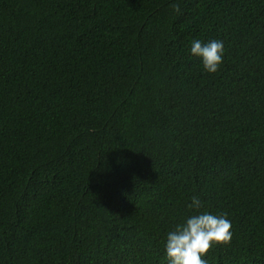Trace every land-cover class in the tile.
Masks as SVG:
<instances>
[{
	"label": "trees",
	"instance_id": "1",
	"mask_svg": "<svg viewBox=\"0 0 264 264\" xmlns=\"http://www.w3.org/2000/svg\"><path fill=\"white\" fill-rule=\"evenodd\" d=\"M179 2L0 0V264H167L194 195L264 264V0Z\"/></svg>",
	"mask_w": 264,
	"mask_h": 264
},
{
	"label": "clouds",
	"instance_id": "2",
	"mask_svg": "<svg viewBox=\"0 0 264 264\" xmlns=\"http://www.w3.org/2000/svg\"><path fill=\"white\" fill-rule=\"evenodd\" d=\"M171 10L179 14V0H172ZM190 57L200 61L203 72L215 74L220 69L225 55L224 41L193 39L188 48ZM205 202L192 196L186 208L192 213L175 223L163 241L167 264H208L205 258L214 245H227L232 238V223L224 213L215 214L203 210Z\"/></svg>",
	"mask_w": 264,
	"mask_h": 264
}]
</instances>
